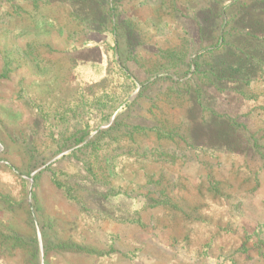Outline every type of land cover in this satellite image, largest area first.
I'll return each mask as SVG.
<instances>
[{"label":"rangeland","instance_id":"374dc122","mask_svg":"<svg viewBox=\"0 0 264 264\" xmlns=\"http://www.w3.org/2000/svg\"><path fill=\"white\" fill-rule=\"evenodd\" d=\"M0 264H264V0H0Z\"/></svg>","mask_w":264,"mask_h":264},{"label":"crops","instance_id":"0c3cea01","mask_svg":"<svg viewBox=\"0 0 264 264\" xmlns=\"http://www.w3.org/2000/svg\"><path fill=\"white\" fill-rule=\"evenodd\" d=\"M87 51H89V52H87ZM90 51L93 52V51H94V48H90V49H88V50H86V51H84V52H86V53L89 55ZM88 55H87V56H88ZM80 65H81V64H80ZM80 65H79V67H81V68H80V70H81V71H80V75H81V76L87 77V76H89L90 74H94V73H95L94 71H91V68H88L89 71H84V70H83V69H84V67H83L84 65H81V66H80ZM91 65H92V64H91V62H90L88 66H91ZM79 67H78V68H79ZM85 67H87V66H85ZM92 68H93V67H92ZM93 72H94V73H93Z\"/></svg>","mask_w":264,"mask_h":264}]
</instances>
